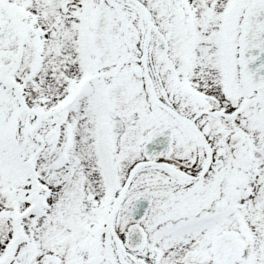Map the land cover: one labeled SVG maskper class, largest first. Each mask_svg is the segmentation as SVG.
<instances>
[{
    "label": "snow or ice",
    "instance_id": "snow-or-ice-1",
    "mask_svg": "<svg viewBox=\"0 0 264 264\" xmlns=\"http://www.w3.org/2000/svg\"><path fill=\"white\" fill-rule=\"evenodd\" d=\"M0 264H264V0H0Z\"/></svg>",
    "mask_w": 264,
    "mask_h": 264
}]
</instances>
